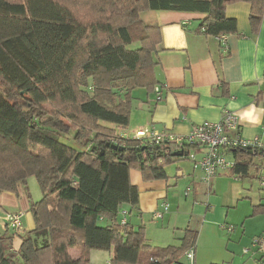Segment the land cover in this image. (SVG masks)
<instances>
[{
  "label": "trees",
  "instance_id": "16d2710c",
  "mask_svg": "<svg viewBox=\"0 0 264 264\" xmlns=\"http://www.w3.org/2000/svg\"><path fill=\"white\" fill-rule=\"evenodd\" d=\"M231 1L248 2L257 25L264 0H0V191L17 194L18 185L26 188V178L34 176L42 193L30 203L32 230L0 231V264H41L51 246L52 264H89L90 251L111 250L109 264H166L194 248L195 234L187 229L179 246L151 250L143 226L135 231L117 219L123 206L139 202L131 170L142 183L169 182V166L205 148L142 145L115 128L129 125L133 90L151 93L158 85L160 32L141 13L203 14L199 32L215 37L237 30L224 13ZM134 41L139 47L129 49ZM225 152L233 158L225 173L235 177L248 175L252 157H264V148ZM164 204L153 221L168 212ZM14 236L21 240L16 252ZM70 249L79 251L77 259Z\"/></svg>",
  "mask_w": 264,
  "mask_h": 264
},
{
  "label": "crops",
  "instance_id": "0c3cea01",
  "mask_svg": "<svg viewBox=\"0 0 264 264\" xmlns=\"http://www.w3.org/2000/svg\"><path fill=\"white\" fill-rule=\"evenodd\" d=\"M224 13L237 26L236 32L225 35L226 49L214 37L199 32L203 14L141 13L142 21L160 32L154 72L161 98L155 101L154 92L133 90L129 125L124 130L115 128L117 134L134 137L138 130L150 127L185 136L193 125L216 122L229 111L238 117L240 137L264 141V6L257 25L249 19L248 2H228ZM190 153L196 162L204 150ZM250 161L254 166L247 176L222 172L207 183L193 159L186 157L166 169L169 182L142 183L139 172L131 170V182L140 189L139 202L136 207L123 206L117 222L125 219L135 231L143 226L151 250L179 246L188 229L195 234V264H264V189L258 180L259 175L264 177V157L254 156ZM186 188L190 192L184 195ZM17 191H0V209L8 205L15 210L7 215L20 213L24 234L34 228L32 201L22 184ZM163 202L168 212L153 221V213ZM20 244L19 236H14L15 252ZM74 251L72 259H77L79 251ZM94 252L99 260L92 261ZM185 253L166 264H189ZM112 256L113 250L90 251L89 264H109Z\"/></svg>",
  "mask_w": 264,
  "mask_h": 264
},
{
  "label": "built area",
  "instance_id": "2783aa9c",
  "mask_svg": "<svg viewBox=\"0 0 264 264\" xmlns=\"http://www.w3.org/2000/svg\"><path fill=\"white\" fill-rule=\"evenodd\" d=\"M221 45L225 47V35L214 37ZM155 101L161 98V92L155 88ZM239 128L238 117L229 111H224L220 119L216 122H203L198 125H193L190 131L185 135H176L168 131H157L154 128H143L135 133L133 138L139 139L141 144H174L182 147L183 144H197L205 148V151L195 163L203 173V182H209L213 177L222 172L227 171L233 166L231 156L225 151L230 149H246L256 151L264 148V141L255 137L253 139H245L237 134ZM194 157L191 156V159ZM260 186L264 189V177H260ZM167 209V204L163 205ZM161 215L156 213L154 218H159ZM123 219L121 224H125ZM6 227L14 233L21 232V216L19 214H10L6 217ZM232 227H228L231 231ZM185 256L189 264H195V249L190 248L186 251Z\"/></svg>",
  "mask_w": 264,
  "mask_h": 264
},
{
  "label": "rangeland",
  "instance_id": "374dc122",
  "mask_svg": "<svg viewBox=\"0 0 264 264\" xmlns=\"http://www.w3.org/2000/svg\"><path fill=\"white\" fill-rule=\"evenodd\" d=\"M139 47L138 43H136L135 41L129 45V49H137ZM44 108H46L47 110L50 108L49 105H44L43 106ZM65 111H69V109H67V107H61V110L60 112L61 113H66ZM63 119V122L69 126L72 125V127L74 128V124H72L71 122H69L66 118H62ZM84 120V118H80V123H82ZM76 128V127H75ZM125 131H128V130H125ZM63 142L65 144H67L68 146H74V142L72 140V138H69V137H65L64 139H62ZM229 159L233 160L232 157H230ZM14 163H12L13 165ZM26 194H27V197H28V200L29 201H32V202H37L39 199H41V191L38 187V184H37V181H36V178L34 176H29L26 178ZM15 209L11 208L10 206H3L1 209H0V231H2V226H5V217L7 216L6 213L8 212H11ZM20 214V213H19ZM2 216V217H1ZM51 249H52V246H51ZM51 249H45L43 252H42V256H41V264H52L53 263V257H52V250ZM70 251V252H69ZM68 253H70L71 255V258L74 257L73 255H75V251L74 249H71V250H68ZM94 256H92V261H95V260H99L100 256L99 254H97V252H94ZM104 253H107L106 251H104ZM100 255H106V254H100ZM90 264H98V262H90Z\"/></svg>",
  "mask_w": 264,
  "mask_h": 264
},
{
  "label": "water",
  "instance_id": "95a60500",
  "mask_svg": "<svg viewBox=\"0 0 264 264\" xmlns=\"http://www.w3.org/2000/svg\"><path fill=\"white\" fill-rule=\"evenodd\" d=\"M139 158L141 159V155H139Z\"/></svg>",
  "mask_w": 264,
  "mask_h": 264
},
{
  "label": "bare ground",
  "instance_id": "6f19581e",
  "mask_svg": "<svg viewBox=\"0 0 264 264\" xmlns=\"http://www.w3.org/2000/svg\"><path fill=\"white\" fill-rule=\"evenodd\" d=\"M198 161H196L195 163H197ZM200 169V168H199Z\"/></svg>",
  "mask_w": 264,
  "mask_h": 264
}]
</instances>
